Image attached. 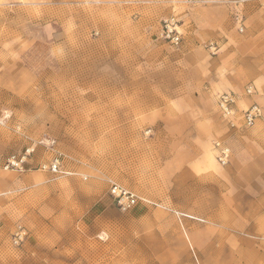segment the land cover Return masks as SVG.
Wrapping results in <instances>:
<instances>
[{"label":"rangeland","instance_id":"rangeland-1","mask_svg":"<svg viewBox=\"0 0 264 264\" xmlns=\"http://www.w3.org/2000/svg\"><path fill=\"white\" fill-rule=\"evenodd\" d=\"M231 1L0 0V264L212 263L186 231L252 234L251 215L264 213V114L252 126L242 114L254 102L264 113V0L243 4V31ZM221 5L216 33L202 11ZM167 17L179 45L161 38ZM224 91L236 95L232 121L219 111ZM217 139L231 150L226 166ZM39 141L55 147L37 144L24 170L5 169ZM56 150L60 171L40 169ZM110 181L138 205L122 211ZM19 225L28 235L16 246ZM226 252L222 261L249 264Z\"/></svg>","mask_w":264,"mask_h":264},{"label":"built area","instance_id":"built-area-1","mask_svg":"<svg viewBox=\"0 0 264 264\" xmlns=\"http://www.w3.org/2000/svg\"><path fill=\"white\" fill-rule=\"evenodd\" d=\"M248 1L257 0H234L230 2L233 9L231 18L240 31H243L245 28L244 15L241 11V7ZM178 28V21L174 17L163 19L160 34L161 38L170 44L179 45L182 42L183 36ZM210 46L213 51L217 49L215 43H211ZM244 92L246 95H252L256 92V87L253 84H249L245 87ZM217 100L222 117L228 121H232L236 117V95L233 92L224 91L219 93ZM263 114L262 108L257 103H253L243 111V124L246 126H252L258 119L263 117ZM37 144L49 145V147H52L53 149L55 147L53 142L48 143L46 141H39L38 143H30L21 152L13 153L6 158L4 163L5 169L24 170L30 163ZM213 146L216 150V159L218 163L222 166L228 165L231 159L230 148L223 141L218 139L213 141ZM61 161L62 153L56 150V153H54L52 158L49 161L41 163L39 167L42 170L58 173L61 169ZM109 192L113 201L122 211L131 210L138 205L140 200L136 193L115 181H110ZM27 235L28 233L23 226H17L12 235L13 244L16 246L21 245L26 240Z\"/></svg>","mask_w":264,"mask_h":264},{"label":"crops","instance_id":"crops-1","mask_svg":"<svg viewBox=\"0 0 264 264\" xmlns=\"http://www.w3.org/2000/svg\"><path fill=\"white\" fill-rule=\"evenodd\" d=\"M228 12L229 9L227 6L221 5L204 8L202 14L205 15V18H207V21L213 28L214 32L217 33L218 30L221 29L224 33L228 21ZM195 25H198L196 19L194 20V23L192 22L191 27L194 28ZM253 85L256 86L254 83ZM210 161L214 163L211 159ZM213 217L215 218V216ZM251 217L252 222H254V224L251 225V228L254 229L247 239H244L240 234H231L225 236L226 239L229 238L228 241L222 242L219 231L214 232L211 236L207 233L197 232L195 230L186 231L187 239L189 240L191 238L193 240L198 254H212L213 256L212 263L205 262L202 264H232L230 262L222 261L221 254L224 251L236 255V258H240L243 254L248 255L250 258L249 264H264V213L259 216L254 214L253 216L251 215ZM255 217L262 224V227L260 225V229L259 226H257V221L254 220Z\"/></svg>","mask_w":264,"mask_h":264}]
</instances>
